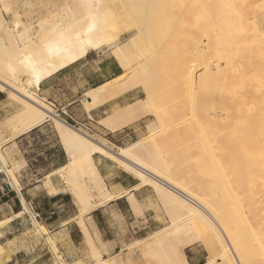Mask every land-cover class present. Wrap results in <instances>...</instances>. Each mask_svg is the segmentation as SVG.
Masks as SVG:
<instances>
[{
	"label": "bare ground",
	"instance_id": "1",
	"mask_svg": "<svg viewBox=\"0 0 264 264\" xmlns=\"http://www.w3.org/2000/svg\"><path fill=\"white\" fill-rule=\"evenodd\" d=\"M238 2V0L236 2L234 0H77L74 5L56 11L53 22H42L37 34L41 44L34 50L31 49L34 41L30 34L19 31L16 22H7L0 10V90L20 105V110L15 114L16 125L12 128V133L26 131L47 119L55 121L64 148L69 155V162L57 173L75 196L80 219L96 204L112 199V195L107 192L100 174L93 165L92 155L95 153L116 162L140 181V187L148 186L155 190L158 199L169 212L170 218L166 227L146 237L145 242L148 245L139 247L146 259L154 260L153 264H187L176 247L169 250L160 246L169 239L178 240L187 236H189L187 241H184L186 238L182 241L188 245L201 240L203 242L201 244L206 248H217L219 251L215 255L217 260L223 259L226 264H248L245 256L247 259L248 256L252 258L259 256L264 264V236L261 234L260 237L253 236V244L250 246L249 243L252 251L249 255L245 249L248 247L240 244L246 231L251 230L250 222L246 219V211L244 212L245 208L243 209V202H247L244 200L246 196H242L240 187L248 190L256 187L254 188L256 191L253 189L254 191L251 192H257L264 205V50H262L264 33L259 32V23L252 21L246 34L247 19H244L246 16L243 14L246 8L247 11L251 8L256 12L263 6L250 5L251 3L246 0H240L243 6L239 7L236 5ZM245 2L249 6L248 4L245 6ZM138 5L142 6V11L138 10ZM125 37L127 39L117 45L118 41ZM104 48L111 49V55L124 72L115 80L94 87L84 95L83 105L86 113L90 111V107L110 95L111 87L116 85L118 80L134 81L137 80V75L142 74L143 78V74L145 76L148 72L158 74V85L159 81L166 82L167 93L160 89L158 95L163 93L166 96L173 90L174 93L180 94V91L186 89L185 95L189 96L187 108L192 114V120L195 117L193 114L195 100L192 101L191 97L195 89L198 87L201 89L205 105L206 101L208 102L205 99L207 96L218 98L220 110L215 116L205 113L204 118H200L201 121L197 120L196 116L195 126L191 125L199 130L201 149L207 152L213 168H218L216 170L218 178L216 175V178L213 176L207 185L210 194L214 195L209 197L210 200L207 195L194 193L189 187L177 182L166 170L159 169L137 157L136 153L147 147L156 151L157 143L154 139L149 137L147 140L138 141L126 148H120L119 153L114 154L79 128L72 129L59 120L54 110L37 98L38 85L42 79L83 59L89 51H99ZM134 53L137 55L136 58L140 57V60L132 65L131 55L133 57ZM252 57L255 60V63H252L256 66H248L250 64L246 58L253 60ZM244 60H247L246 66L250 71L242 67ZM171 65L172 69H170ZM135 85L130 84L126 90L134 91ZM162 85L164 86L163 83ZM246 87L250 94H259L261 98L256 108L246 111L244 120L239 118L237 121L232 115L240 114L239 108L234 106L233 114L225 108L233 105L237 100L240 101ZM150 92L149 90L146 92L145 99L132 103L123 110L132 116L137 109H144L147 105L152 106L148 112H152L156 122L161 125L162 119L157 108H154L155 104L152 101L154 99H151ZM190 122L193 123L191 120ZM100 123L113 131L125 126L117 122L112 115L107 116ZM215 124L220 127L215 129L216 132L209 134L210 127ZM217 138L222 144L224 143L220 152L223 154L220 155L222 157L216 156L215 152L212 153L210 144H216ZM220 161L230 166L228 172H232L230 173L233 181L228 179V176H224L223 172L227 168H221ZM0 164L9 178L8 183L17 191L23 208L26 209L19 184L11 167L7 165V157L1 148ZM85 179L91 181L92 186L87 185ZM231 182H234L235 186ZM236 186L239 187V193L235 191ZM91 188L97 191L96 202L92 201L94 195L90 191ZM211 198H213L212 202ZM21 214H24V210ZM34 225L36 233L40 237H45L51 245L44 226L40 223ZM51 249L55 253V263L64 264L52 245ZM1 250L0 246V256ZM130 252L132 251L128 249L127 253ZM244 252L248 256H244ZM166 257L172 259L167 261ZM113 263L110 260H98L94 264ZM121 264L132 263L127 256Z\"/></svg>",
	"mask_w": 264,
	"mask_h": 264
},
{
	"label": "crops",
	"instance_id": "2",
	"mask_svg": "<svg viewBox=\"0 0 264 264\" xmlns=\"http://www.w3.org/2000/svg\"><path fill=\"white\" fill-rule=\"evenodd\" d=\"M76 1L0 0V10L7 22H16L19 31L30 34L34 41L31 49L34 50L41 44L37 34L42 22H53L56 11H62ZM33 25H36V30H33ZM92 52L95 51H89L83 59L42 79L37 98L53 108L57 118L72 129L79 126L94 134L91 122L95 121L105 132V142L118 147L116 143L121 138L117 134L130 124L113 131L100 122L114 111L138 101L135 100L136 89L105 101L86 113L81 101L84 95L124 72L111 55V49L110 55H103L99 50L98 59L92 57L89 60ZM19 110L20 105L0 90V148L7 157V165L13 171L21 195L39 213L40 225L47 231L46 237L52 241L54 238L60 260L64 264H94L98 260L121 264L128 256L132 264H153L154 260L146 259L138 249L127 253L128 246L145 242L146 235L160 227L153 209L152 192L145 186L140 187V181L116 162L95 153L92 155L93 165L112 199L96 204L80 219L76 198L57 173L69 162L57 124L47 119L26 131L12 133L16 125L15 114ZM80 115L84 116L83 119ZM94 141L118 154L120 148L114 150ZM7 180L10 182L0 164V246L6 252L0 264H52L53 257L40 239L23 238L29 230V223L21 214L17 195L9 189ZM130 198L139 204V215L134 213ZM132 239L134 241L128 244ZM123 251L128 255L124 257L123 254L121 258ZM183 257L187 264H199L198 259L190 262Z\"/></svg>",
	"mask_w": 264,
	"mask_h": 264
},
{
	"label": "rangeland",
	"instance_id": "3",
	"mask_svg": "<svg viewBox=\"0 0 264 264\" xmlns=\"http://www.w3.org/2000/svg\"><path fill=\"white\" fill-rule=\"evenodd\" d=\"M234 1L236 2V0H234ZM238 1L239 2L236 5L239 7L240 6L242 7L243 4L240 2V0H238ZM246 1L248 3H251L250 5L256 4V5H262L263 7L259 11H256V12L255 11L253 12V10L251 8H250L251 11L249 9L247 11V8H246V10L244 8H242V9H244L243 12L245 11L243 14H244V16H246V17H244V19L245 18L247 19L246 23H245V24H247V25H245V26H247V27H245V29H247V30L245 31V33L247 34L249 27H250L249 24L252 21H255V22L257 21L259 23L258 25H260V26H258L259 30H260L259 32L264 33V0H261V1L259 0L260 2L258 0H246ZM256 1H257V3H253ZM247 2H245V6H246V4H248ZM248 6H249V4H248ZM137 8H138V10L142 11L141 5H138ZM249 12H251V13H249ZM22 24L26 25L25 23H22ZM36 29H37L36 25H33V30H36ZM126 39H127V37L119 40L117 45L123 43ZM262 50H264V42L262 45ZM100 53H102L103 55H106V56L110 55V49L104 48V49L100 50ZM96 56H97V51L90 53L89 60L92 57H94V60L98 59ZM135 56H137L135 53L133 54L134 58L131 55L132 62H133L132 65L137 64L140 60V57L136 58ZM134 59H136V60H134ZM246 59L248 60V62H249L248 64H250V65L247 64V62H246L247 60H244V62H242L243 68L246 67V69H247L246 64L248 66H252V65L254 66L255 65V64H253V63H255V60L253 59V57H252V59L254 61L251 60V58H246ZM256 64H257V62H256ZM172 68L173 67L171 65L170 69H172ZM248 71H250V70H248ZM121 73H122V71H121ZM153 74L156 76H153ZM157 75H158L157 73H149L148 72L145 76L143 74V78H142V74L137 75V77H136L137 80L134 79V81L124 82L123 79L118 80V83L116 85L112 86L114 88L112 89V87H111L110 95L104 97V99L101 100L100 103H98L97 105L90 107V110L96 108L97 106L101 105L105 101H108L110 99L117 97L120 94L128 92L127 91L128 86L130 84L134 83V84H136L135 85V87H136V95H135L136 99L135 100H138V102L145 99L146 94H147L146 92L148 90H149V92L151 91L150 92L152 94L151 99H154L152 101L155 104V105L153 104L154 108L155 107L157 108V112L159 113V116H161V119H162L161 125L156 122V119H155L153 113L148 112L149 108H151L152 106L147 105V106H145L144 109H137L133 114L134 116L133 115L130 116L127 113V111H125L123 109L116 110L111 114L112 117H114V119L117 122H121L125 126L127 124H130L126 128H124L121 132H119L117 134V137L121 138L120 141L118 143H116L118 147H114L112 144L109 145L105 142V138H106L105 132L101 129L100 125H98V123H96L95 121L91 122V124L94 128V130H93L94 134L88 133L87 131L82 130L80 128L79 129L81 131H83V133H85L86 135H89L91 139H94V140H97L98 142L104 143L107 147H110L114 150H116V148L128 147L131 144L136 143V142L141 141V140H147V139H149V137L154 139V141L157 143L156 151H153L150 147H147V148L137 152L136 153L137 157H140L141 159L148 161L151 165H155L159 169L166 170L169 174H171L172 177H174L173 179L177 180V182L182 183L183 185L187 186V188L189 187V189L191 191H193L194 193H197L201 196L207 195L206 197L210 200L209 197H213L214 195L210 194L211 192L208 190L207 185L210 183L213 176H214V178H216V176L218 178V174L216 171V170H218V168L217 167H214L217 169L213 168V165L209 161L207 152L203 151L202 150L203 148L201 149V142H200V138H199L200 134H198L199 130L197 129V127H194L195 126L194 118L198 117L197 120L201 121L200 118L202 117V119H203L205 113L208 114L209 116H211V115L215 116L216 112H218L220 110V109H218V107H220V101L218 100V98L213 97L212 95H211L212 97L211 96L209 97L206 95L207 97L205 96L206 98L205 97L204 98L206 100H208V102L206 101V105H205L204 104L205 101L202 99L203 93L201 92V89L199 87L198 88L196 87L197 89H195V92L193 95V97H195V98L191 97L192 101L195 100V102H193L194 103V113L193 114L195 115V117L192 120V114L190 113V110L187 108V106H189L188 105L189 96L185 95L186 89L184 91V89L182 88L183 90L180 91L181 92L180 94L176 93V92L174 93V90H173L171 92V94H166V96L163 93H161V95H158V94H160V89H162L161 90L162 92L166 91V93H167L168 88H166L167 87V85H165L166 82L165 81L162 82L164 84V86H163L161 81H159V78H158L159 85L157 84ZM142 81H143V83H142ZM145 84H147V85H145ZM149 84H151V85H149ZM155 86H158V87H155ZM159 86L164 87L166 89L160 88ZM244 89H245V92L242 94L240 101L237 100V101H235V102H237L236 104L234 102L233 105H229L228 107L225 108V110H227L231 114L234 113V106H237L239 108V111L241 113L236 114V115H239V116H237L238 118L236 117V115H232V116H234L235 119H237V121H239V118H240V120L241 119L244 120V116H245L246 111L256 108V106H258L260 98H261L259 94H254V93L250 94L248 87H246ZM156 90H158L159 93ZM179 90H181V89H179ZM156 95H158V96H156ZM159 96H161V97L159 98ZM248 96H250V97H248ZM81 101H83V98L81 99ZM249 101H250V103H249ZM246 108H248V109L245 110ZM243 110H245V111H243ZM202 112H203V114H202ZM83 117L84 116L80 115V119H83ZM190 120L193 121V123L190 122ZM79 121H81V120H79ZM192 124L194 126L191 127ZM55 125H56V123H55ZM215 126H211V127H213L212 129L210 127L211 131L208 130L209 134L211 132H214L215 129H218L220 127V126H217L216 124H215ZM78 127L79 126H76V128H78ZM195 128L197 130L193 131ZM215 143L216 144H214V143L210 144L212 146V153L215 152L214 154H216V156L217 155H219V156L223 155L220 152H221V149L223 148L222 146L224 143L222 144V142L218 138L215 139ZM213 149H214V151H213ZM117 151L119 153V150H117ZM220 157H222V156H220ZM220 163H222L221 168H224V169L227 168V169H225V171H227V172L222 171L224 176H226V177L228 176V179L231 180L232 179L231 178L232 172L231 171L228 172V170L231 169V168H229L230 166H228V164L226 162L223 163V161H220ZM84 181L87 185L92 186V182L89 181L88 179H85ZM231 181H233V180H231ZM231 184L234 185V182L233 183L231 182ZM237 186L235 188H237ZM145 187H147L152 192L153 209H154L155 214L157 216V219L160 223V227L157 228L156 230H154L153 232L159 231L169 224L170 214L167 211V209L162 205L160 199H158V195H157V193H155V190L149 188L148 186H145ZM235 188L233 187V189H235ZM244 188L240 187V191L242 190L241 191L242 196H246L245 198L243 197L244 200L247 201V202H243V209L245 208L244 212L246 211L245 212L246 213V219H248V221L250 222V229L251 230H250V232H249V230H247L246 234L243 233L244 234L243 238H242L243 241H241L240 244L241 245L245 244L248 247V248H245V246H243L245 249H247V251L243 247L242 248L249 255V253L252 252L250 249V246H251V244H253V242H252L253 238L254 237H260V234H261V236H264V210H263L264 205L262 204V202H263L262 198L259 195H257V192L256 193L251 192L254 190L256 191V189H254L256 187L252 188V190H248L247 188H245L246 189L245 190ZM90 191L94 195V198L92 201L96 202L97 201L96 189L91 188ZM235 191L236 192L238 191V193H239L240 192L239 187L237 189H235ZM248 197L250 198L249 200L246 199ZM102 201H104V200H102ZM212 201H213V198H211V202ZM130 203H131V207H132L134 213L136 215H139L140 214L139 204L136 201H134L132 198H130ZM215 205H217V204H215ZM216 207L220 208L219 205H217ZM45 233L47 234L46 229H45ZM152 233H149L148 235H146V237H148ZM23 238L24 239H26V238L40 239V236L38 235V233H36L35 225H34V229H32L29 226V230L23 235ZM184 238H186V239H184ZM187 238H189V236L182 237V238H180L181 240L180 239H178V240H170L169 239V240L165 241L164 243H162L160 246L167 247V248H169V250H171V248H173V247H176L178 249L177 251L180 252L182 255H184L187 260H190V262L192 261V259H196V260L198 259L199 264H206V263L207 264H226L225 260H223V259H220V261L217 260V256H215L219 252L217 248L213 247L211 249H208L204 245H202L203 242L201 240H200L201 242L198 241V242L192 243L191 245H188L186 242H184V241H187ZM47 239L55 249L56 243H55L54 238H53V241L50 238H47ZM183 239H184V241H182ZM210 240H211V238H210ZM210 240L208 239V242H210ZM133 241L134 240L132 239L131 241H129L128 244H130ZM143 243H146V242H135V244L128 246V249H130L131 251L138 249L139 253H141V250L139 249V247L143 246L142 245ZM249 243H250V246H249ZM176 248H173V249H176ZM1 249L2 250H1L0 259L6 253L3 247H1ZM55 251L57 252V249H55ZM248 251H250V252H248ZM247 253L244 252V256L247 255ZM123 254H124V257L127 256L126 251H123L120 253L121 258H122ZM170 258L171 257H166L165 259L167 261H170ZM245 258H246L245 260L249 262L248 264H263V262H262L263 259L259 256H255L254 258H252V256L251 257L248 256V259L245 256ZM52 264H56L55 261L52 262Z\"/></svg>",
	"mask_w": 264,
	"mask_h": 264
},
{
	"label": "built area",
	"instance_id": "4",
	"mask_svg": "<svg viewBox=\"0 0 264 264\" xmlns=\"http://www.w3.org/2000/svg\"><path fill=\"white\" fill-rule=\"evenodd\" d=\"M64 116L67 118L70 119V117L68 115H65ZM85 130L87 132L88 129L85 128ZM2 171V169H1ZM5 176V175H4ZM7 186L9 187V189L11 190H14L15 191V194L17 195V200H18V203L20 205V208L21 210L23 211L24 210V217L27 219L28 223H29V226L34 229V223L35 224H38V223H41V220H40V215L39 213H37L35 211V209L33 208L32 204L28 203L25 201V205H26V209L23 208V205H22V202L20 200V197H19V194L17 193V191L15 189H13L11 187V185L8 183V180H7ZM21 192V191H20ZM21 194V193H20ZM40 240L42 241V243L44 244V246L46 247L48 253L53 257V261H56V258H55V253H53L52 249H51V245L46 241L45 237H40Z\"/></svg>",
	"mask_w": 264,
	"mask_h": 264
}]
</instances>
